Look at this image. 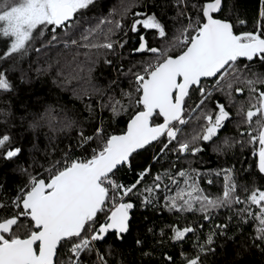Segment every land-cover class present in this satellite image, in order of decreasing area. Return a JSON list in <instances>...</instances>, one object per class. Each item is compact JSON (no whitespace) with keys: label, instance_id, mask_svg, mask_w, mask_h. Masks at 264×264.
<instances>
[{"label":"snow or ice","instance_id":"snow-or-ice-1","mask_svg":"<svg viewBox=\"0 0 264 264\" xmlns=\"http://www.w3.org/2000/svg\"><path fill=\"white\" fill-rule=\"evenodd\" d=\"M103 2L0 0V264L264 255V0Z\"/></svg>","mask_w":264,"mask_h":264},{"label":"trees","instance_id":"trees-1","mask_svg":"<svg viewBox=\"0 0 264 264\" xmlns=\"http://www.w3.org/2000/svg\"><path fill=\"white\" fill-rule=\"evenodd\" d=\"M121 3V0H104L102 4V10L107 12L109 9L118 7ZM253 5V0H241V6L251 8ZM138 10V9H133ZM99 73H97L98 75ZM107 75V73H105ZM114 75V74H113ZM122 87L127 88V82L125 81L122 85ZM78 87V83L76 81H73L70 86L67 88H61L57 85L52 83V77L46 76L43 77L41 80H38L36 83L32 85L30 96L32 99L35 97H47L48 102L51 103L53 100H59L60 103L66 105L69 108L72 107H82V105L79 103V101H76L74 97L72 96V89ZM241 99L243 97H240ZM25 100L29 99V95L24 96ZM107 115V113H106ZM126 119V117H124ZM42 140V146L43 143H46L43 136L41 137ZM54 143L57 144L60 148H63L66 144L69 143V139H65L64 135H60L54 139ZM205 166L209 168H216L218 166L223 167L225 166L224 158H221L219 161L217 157L214 154H209L205 157ZM231 163L232 161H228ZM122 179H130L129 175L125 172H121L119 174ZM14 178L10 177V185L13 182ZM18 179V178H15ZM205 186L206 185H202ZM213 194H218L221 189L217 185L215 187H212L209 189ZM142 215H148L149 213L147 211L141 210ZM226 213L222 212L221 215H225ZM153 219L160 220L164 219L166 221H170L172 217H170L167 213H157L156 216L153 217ZM189 219H193V217H189ZM207 228V226H206ZM242 264H264V255H261L260 252L253 251L249 253L246 257V259L243 260Z\"/></svg>","mask_w":264,"mask_h":264}]
</instances>
